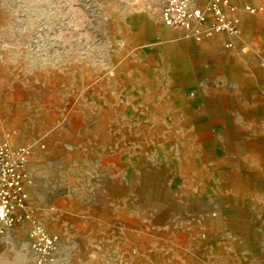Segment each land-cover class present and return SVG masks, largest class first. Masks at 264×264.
Segmentation results:
<instances>
[{
	"label": "rangeland",
	"instance_id": "374dc122",
	"mask_svg": "<svg viewBox=\"0 0 264 264\" xmlns=\"http://www.w3.org/2000/svg\"><path fill=\"white\" fill-rule=\"evenodd\" d=\"M236 2L256 90H176L158 0H0V133L33 152L0 264H36L32 219L54 264H264V0Z\"/></svg>",
	"mask_w": 264,
	"mask_h": 264
},
{
	"label": "built area",
	"instance_id": "2783aa9c",
	"mask_svg": "<svg viewBox=\"0 0 264 264\" xmlns=\"http://www.w3.org/2000/svg\"><path fill=\"white\" fill-rule=\"evenodd\" d=\"M159 17L168 27L182 29L186 36L202 40L215 34H227V50L239 49L237 40L242 34V13L255 15L259 8L239 5L236 0H158ZM44 148L45 145H42ZM32 148L14 146L9 132L0 133V236L15 224L31 217L29 185L32 179L28 166ZM29 232L30 249L36 264H54L60 252V236L49 231L37 220Z\"/></svg>",
	"mask_w": 264,
	"mask_h": 264
},
{
	"label": "crops",
	"instance_id": "0c3cea01",
	"mask_svg": "<svg viewBox=\"0 0 264 264\" xmlns=\"http://www.w3.org/2000/svg\"><path fill=\"white\" fill-rule=\"evenodd\" d=\"M162 36L166 49L173 54L167 57L174 64L176 90H227V84L234 90H256L248 69H243L246 76L243 82L232 74L239 63L223 53L227 50L224 42L232 40L231 36L215 34L199 41L186 36L182 29L168 26Z\"/></svg>",
	"mask_w": 264,
	"mask_h": 264
}]
</instances>
